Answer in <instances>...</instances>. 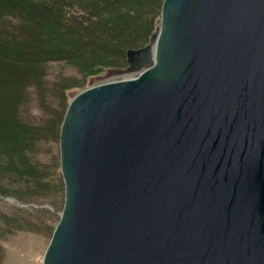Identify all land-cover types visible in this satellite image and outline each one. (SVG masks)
<instances>
[{
    "label": "water",
    "instance_id": "95a60500",
    "mask_svg": "<svg viewBox=\"0 0 264 264\" xmlns=\"http://www.w3.org/2000/svg\"><path fill=\"white\" fill-rule=\"evenodd\" d=\"M127 58L68 103L42 264H264V0H163Z\"/></svg>",
    "mask_w": 264,
    "mask_h": 264
},
{
    "label": "trees",
    "instance_id": "16d2710c",
    "mask_svg": "<svg viewBox=\"0 0 264 264\" xmlns=\"http://www.w3.org/2000/svg\"><path fill=\"white\" fill-rule=\"evenodd\" d=\"M162 1L159 2V12L152 20L153 23L147 33L146 41L138 47L147 44L156 29L161 15ZM146 3L147 0H0L1 192H10L22 198L31 192L29 186L31 185L32 191L35 193V160L32 162L30 160L31 157L35 158V153H31V155L29 153V151L35 152V149H31L33 145L29 148V142L19 144L20 141L25 142V140L19 141V139L28 138V132L31 130H35L36 133L39 131L36 130L35 123L31 124L24 116V111L30 107L31 99L36 96L38 99L44 100L47 98V93L56 94L65 88L66 76L60 77L54 82L46 79L48 62L54 60L76 62L82 70H88V67L94 65H102L105 60L102 62L99 57L86 58L90 55L86 53L87 49L84 47H87L90 38L95 37L91 36L93 33L88 35L81 31L88 27L83 23L82 18L96 16L95 19L100 20L101 24L112 23V29L106 30V42L101 44V47L105 46L106 53L105 49L110 52L113 35H117L118 31L126 25L129 26L128 18L131 15L129 14L127 17V13L131 11L143 12L142 6ZM76 4V10L80 8L85 12L79 14L80 16L75 13L73 19V17H69L70 10L74 12ZM120 8L122 13L117 11ZM93 21L95 22L94 19ZM98 34L100 35V32ZM122 37L124 40L127 36L123 34ZM121 43L119 42L117 45ZM138 47H125L123 49L125 66H116L115 68L127 67L129 65L127 50ZM83 55L85 57H82ZM76 92L77 90H73L68 94V100L57 126L58 141L69 97H72L71 94ZM43 127L47 128L48 125ZM43 127L38 128L41 130ZM30 137L33 142L34 135H30ZM16 184H20V186L15 187ZM62 184L64 187L63 178ZM52 230L53 228L50 230V234ZM0 264H2L1 261Z\"/></svg>",
    "mask_w": 264,
    "mask_h": 264
},
{
    "label": "rangeland",
    "instance_id": "374dc122",
    "mask_svg": "<svg viewBox=\"0 0 264 264\" xmlns=\"http://www.w3.org/2000/svg\"><path fill=\"white\" fill-rule=\"evenodd\" d=\"M159 2L160 0H147V3L142 6L144 8L143 12L131 11L127 13V17L129 14L131 15L128 18L129 26L126 25L118 31L117 35H113L112 41L115 45L111 44L110 52L105 49L106 53L104 51L105 46L101 47V44L106 42V30L110 31L112 29V23L105 22V24H101L100 20L95 19L96 16L82 18L83 23L88 27L83 28L81 31L88 33V35L93 33L91 36L95 37L90 38L87 47H84L87 49L86 53L90 55L86 58L99 57L100 61L105 60L102 65L98 64L88 67V70H82L76 62L65 60L48 62L46 79L54 82L60 77L66 76L65 88L56 94L47 93V98L44 100L35 96L34 99H31L30 107L25 108V119L31 124L35 123V128L39 131L36 133L35 130H31L28 132V138L19 139V136H17V139L19 141L25 140V142L20 141L19 144L29 142V148L33 145L31 149H35V152L29 151L30 155L35 153V158L31 157L30 159L31 162L35 160V193L32 191L31 185H29L31 192L22 198L10 192L0 191V261L2 264L42 263L44 252L52 235L51 233L49 236L48 233L52 228L54 230L64 203L63 177H61V167L59 168L60 150L57 126L68 100V94L73 90L79 91L95 83L121 79L136 74V72L128 71L127 67H115L125 66L123 56L125 47H138L146 41L147 33L153 23L152 20L158 15ZM76 6L77 4L74 9ZM70 11L71 15L69 17H73V19L75 13L79 15L85 12L80 8L79 10L78 8L75 9L74 12ZM117 11L120 12L121 8ZM128 28L129 30H126ZM123 34L128 38L125 37L123 40ZM119 42H122L119 44L121 46L117 45ZM80 52L83 53L84 51ZM45 125H48V127L44 128ZM38 127L43 128L40 130ZM30 135L35 137L33 142H31ZM20 184H16L15 187H19Z\"/></svg>",
    "mask_w": 264,
    "mask_h": 264
},
{
    "label": "bare ground",
    "instance_id": "6f19581e",
    "mask_svg": "<svg viewBox=\"0 0 264 264\" xmlns=\"http://www.w3.org/2000/svg\"><path fill=\"white\" fill-rule=\"evenodd\" d=\"M133 76H136V74H134V75H130V76H126V77H133ZM95 84H97V83H95ZM48 235L50 236V232L48 233ZM42 262H43V259H42ZM42 264V263H41Z\"/></svg>",
    "mask_w": 264,
    "mask_h": 264
}]
</instances>
